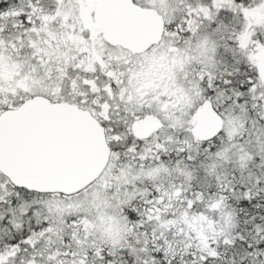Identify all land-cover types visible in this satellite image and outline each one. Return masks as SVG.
Wrapping results in <instances>:
<instances>
[{"label":"snow or ice","instance_id":"1","mask_svg":"<svg viewBox=\"0 0 264 264\" xmlns=\"http://www.w3.org/2000/svg\"><path fill=\"white\" fill-rule=\"evenodd\" d=\"M0 264H264V0H0Z\"/></svg>","mask_w":264,"mask_h":264}]
</instances>
